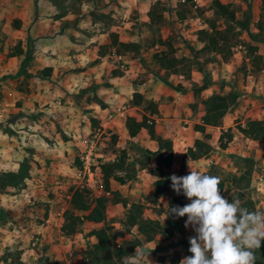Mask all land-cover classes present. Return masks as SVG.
<instances>
[{
  "label": "rangeland",
  "instance_id": "obj_1",
  "mask_svg": "<svg viewBox=\"0 0 264 264\" xmlns=\"http://www.w3.org/2000/svg\"><path fill=\"white\" fill-rule=\"evenodd\" d=\"M149 1L150 6H153V15L156 16L157 21L151 24H149L148 19L144 22L135 21V24H132L130 28L138 39L140 53L143 51V63L146 62L153 66L150 68V72L157 73L160 71L159 62L164 58L161 51L168 52L170 46L172 52H168L170 54L167 56L168 58L173 57L176 62L168 70L173 74L180 72L187 77L191 67L197 69L201 75V83L195 90L197 95L208 86L218 82V79L225 85L235 86L238 93L235 103L221 117L218 125L210 126L211 133L215 134V138L223 133V142L226 140V130L231 133V139L226 143V154L221 153L218 138L217 140L213 138L209 141L212 145L208 154L198 158V160L195 159V162L192 161L189 165L201 173L220 177L222 180L221 195L229 202L232 200L231 194L236 197L239 196V190L235 188L232 178L250 168L249 195L251 198V192L256 186V174L264 165V140H251L242 135L236 126H244L249 120L264 119V48L261 53H258L259 44H264V33L258 31L252 33L250 31L252 30L251 26L256 27L257 19L256 21L252 20L256 18V14H259L261 0L225 1L233 9L237 19L242 20L247 17V27L239 31V42L231 48L229 54L225 51L223 55L211 51H200L202 42L197 39V31L201 28L206 29L210 21L219 27L226 25V22L214 13L213 0H205L206 3L202 6L196 5L198 4L197 0ZM50 2L55 6L58 13L63 12L65 15V13L70 12L71 18L73 17L72 13H76L73 12L76 8L72 6V0H50ZM86 2L88 1L83 3ZM96 2L101 4L106 3L107 0H96ZM189 4H191V9H185L186 17L184 19L187 21L184 23V19L178 20L176 18L177 10L180 6L185 7ZM69 6H72L74 10L70 11ZM83 7H81L82 15L80 17L75 15L82 21L88 19L85 18L87 16ZM104 14L107 15L104 16ZM159 15L160 17H157ZM107 17L108 13L97 11L93 15L89 14V18L100 19L106 25V29L107 25L112 23L111 19ZM202 25L204 27H201ZM124 30H127V27ZM102 51H106L105 48ZM124 54L133 55L132 52H124ZM260 57L261 60L258 59ZM97 60L99 58L94 59L95 62ZM116 62H120V60L116 59L113 64L116 65ZM127 65L128 63H126ZM211 67L216 74L212 72ZM121 69H110L109 73L113 71L115 75H119L122 74ZM147 69L149 70L148 67ZM220 73H223V76ZM219 74L221 77H218ZM103 84L106 85L107 81H103ZM175 84L176 88L182 87L179 82H175ZM124 96L126 97V93ZM205 98L201 97L199 102H190L178 106L179 120L169 128L180 140L185 142L190 140L194 126L201 123V116L205 112L202 100ZM134 100L137 101L138 97L132 96L130 102L133 103ZM154 110V104L146 101L138 109L131 111L132 117L130 118L133 119L137 115L141 119L150 120L147 114ZM128 119L127 117L124 122L114 120V125L121 129L126 125L127 129ZM145 120L146 128L151 126L153 129V123H148ZM71 123L69 121L62 123L61 129L59 128L60 131L56 135L35 133V140L27 137H7L0 134V174L7 171H18L17 174L25 175L22 181L17 183H13L16 182L14 180H6L4 175L0 177V182L5 183L0 186V264H25V261L19 260V252L15 248H20V251H28L27 254L29 253L31 256L28 259V264H100L103 257L95 251V242L92 241V236L88 234L91 229L100 226L112 227L116 232L115 243L119 244L122 240L133 239L137 235L135 227L124 225L131 203L140 205L144 217L162 222L168 212V206L180 205L177 202L178 199H183L180 206L190 202L183 194L177 195L170 187L172 174L177 176L189 174L188 163L181 165L179 163L175 171H165L164 174H160L159 171L161 170L156 167V162L168 164V152L156 151L150 154L144 148H133V150H126L125 152L119 145H116L117 135L111 132V135L105 136L103 134L96 140L93 151L95 154L93 155V166L101 174L102 183L107 191V195H104L106 198L104 218L98 223L78 218L82 212L72 210L70 205L72 192L75 189L83 190V196L87 202H90L94 195L90 191L80 188L74 175L73 168L78 166L77 149L81 148L80 143L91 136L94 130L98 128L101 130L111 129L106 127L107 124L101 125L99 122L90 121L89 128H84V124L74 125ZM78 127L79 130H74ZM218 131H220L219 134ZM164 149H167L166 146ZM100 153L102 157L99 156ZM188 153L186 150L185 154L188 155ZM185 154L182 155V159ZM208 155L213 156L211 162L205 160ZM111 158L114 159L111 160ZM106 163H121L122 169L104 175L100 166ZM143 168L151 171L153 177H145L141 172ZM33 172H35V176L44 178L43 185L34 186V182L27 180L34 174ZM139 175L141 176L139 177ZM158 177L160 180H164L166 187L154 192V184L156 180H159ZM262 179H264V175ZM262 179L261 183H263ZM256 194L251 200L255 209L257 205L258 209L262 210L264 206L260 202V196L263 193L258 191ZM45 218H49L47 223L43 222ZM63 225L67 226L65 229L74 226L73 233L68 234L73 237L71 241H68L70 245L64 243L60 236L59 231ZM58 226L59 230L57 229ZM189 228L192 230L191 227ZM192 232L194 231L192 230ZM34 236H38L41 243L31 246L30 242ZM139 237L144 242V237L141 235ZM154 237L161 247L165 245L168 247L175 245L176 247L180 243L174 240L164 241L160 235ZM189 247L188 245L181 246V254L178 253L179 251L173 250L170 253L172 254L171 260L179 262L185 254L190 256ZM144 258L143 261L148 260L149 255L148 258L147 256ZM163 258L165 256L161 255L156 258V261L164 264Z\"/></svg>",
  "mask_w": 264,
  "mask_h": 264
},
{
  "label": "crops",
  "instance_id": "obj_2",
  "mask_svg": "<svg viewBox=\"0 0 264 264\" xmlns=\"http://www.w3.org/2000/svg\"><path fill=\"white\" fill-rule=\"evenodd\" d=\"M197 1L196 5L199 6L206 3L205 0ZM219 1L227 4L226 0ZM149 6V0H110L109 2L107 0L106 3L101 4L95 0V2L81 3V12L72 13L71 18L70 12L65 15L63 12L58 13L50 0H0V134L35 140V133L38 132L48 135L58 134L61 124L66 121L74 125L84 124V128H89L90 121L99 122L101 125L107 124L106 127L111 129L110 132L117 135L116 145L125 152L133 148H144L150 152L158 150L164 153L168 152L164 147L169 146L171 158L168 165L156 162V167L161 170H158L160 174H164L165 171H175L179 163L180 165L183 163L189 165L192 161L194 163L195 160H191L185 153L187 148L192 146L194 139L203 138V133L192 130L191 139L186 142L173 134L169 126H174L179 120L178 106L199 102L201 97L217 93L232 92L237 96L238 93L235 86L225 85L218 79V82L197 95L195 90L201 83V75L197 69L191 67L188 75L186 74L187 77L180 72L173 74L163 68L157 73H151L150 68L153 66L143 63V51L135 57L116 53L114 47L108 45L110 41L108 34L115 33L117 40L121 42L137 41L130 26L135 24V21H147L146 12ZM81 7L85 9L87 16L85 18H88L84 21L75 17L82 15ZM95 11L108 13L107 18L111 19L112 23L107 25V29L100 19L89 18V14L93 15ZM255 17L252 21H256L258 15L256 14ZM125 27L127 30H124ZM251 27L250 31L257 33L258 29ZM103 48L106 51H102ZM263 48L264 44L260 43L258 53H261ZM95 58L99 60L95 62ZM116 59L120 62L114 65ZM45 68H49L48 73L42 71ZM115 68H120L122 74L115 75L113 71L109 73L110 69ZM210 69L216 74L212 67ZM220 74L223 76V73ZM220 74L218 77H221ZM103 81H107V84H103ZM175 82L181 83L182 87L176 88ZM133 93L139 95L138 104L130 102ZM146 101L154 104L155 109L147 114L153 123L151 134L146 127H141L134 135H130L128 127L126 129L123 123L122 129L114 125V120L124 122L127 117H132L131 111L138 109ZM133 120L140 121L141 118L135 115ZM74 130H79V127ZM204 132L210 134L208 139L210 143L209 141L215 138V134L211 133L209 125L204 127ZM217 138L218 135L215 139ZM158 139L164 143L159 149ZM220 151L226 154L227 147ZM183 154L185 155L182 159ZM212 157L208 155L205 160L211 162ZM141 172L145 177H153V173L147 169L143 168ZM33 173L27 180L34 182V186L37 184L41 186L44 178ZM257 174L256 186L251 192L252 199L258 191L264 195V179H262L264 165ZM262 195L260 202L264 206ZM256 209H258L257 205ZM186 219L183 218L179 231L171 236L164 237L155 233L150 240L142 242L139 234L136 235L140 240L136 248H145L146 252L151 250L149 259L143 261V264H160L156 258L161 255L165 256L164 264H179L171 260L170 253L175 250L181 254V246H190L187 240L194 232L190 228H185ZM155 235H160L164 241L174 240L181 244L176 247L175 245L161 247L155 240ZM72 238L67 235L66 243L70 245L68 241ZM91 239L95 242L94 237ZM19 249L15 248L19 252V260L28 264L31 256L27 254L28 251Z\"/></svg>",
  "mask_w": 264,
  "mask_h": 264
},
{
  "label": "trees",
  "instance_id": "obj_3",
  "mask_svg": "<svg viewBox=\"0 0 264 264\" xmlns=\"http://www.w3.org/2000/svg\"><path fill=\"white\" fill-rule=\"evenodd\" d=\"M72 1V6L76 9L75 11H73L74 8H72V6H69V10L76 13L80 11L81 3L85 1L95 2V0ZM190 6L191 4L185 7L180 6V8L177 10L178 12L176 14V18L178 20L184 19L186 17L184 14L185 9L190 10ZM212 7L214 9V13L218 14V16L226 22V25L223 27H219L215 25L214 22L210 21L207 26L208 29H199L197 31V39L202 42V48L200 51H211L221 55H223L226 51V53L229 54L231 48L239 42V31L244 30L247 27V17L242 20L237 19L233 9L230 8V5L222 3L219 0H213ZM152 8L153 6H150L146 12L149 24L157 21V19H155L156 16L153 15L154 12ZM157 17H160V15ZM256 28L259 32L264 33V0H261L259 14L256 21ZM109 37L110 41L108 45L114 47V51L116 53L123 54L124 52H132L133 57L140 53V44L138 43V41H118L115 33H109ZM158 42L160 43L161 41ZM168 52H172L170 46L168 48ZM168 52L161 51V55L164 58L159 62L160 68L169 69L176 62L173 57L168 58L167 55L170 54ZM258 59L261 60V57ZM42 71H46V73H48L49 68H45ZM132 96L138 97L137 101H133L134 104H138L139 95L137 93H133ZM235 101L236 94L232 92L213 94L207 96L202 100L205 112L201 116V123L196 124L194 126V130L203 133V138L194 139L192 146L188 147L187 150L189 152L188 156L190 157V159L195 160L208 154V152L211 150V144L207 142V140L210 138V134L204 132L205 125L217 126L220 122L221 117L235 103ZM144 120L145 119L142 118L140 121H134L133 119L129 118L127 125L128 133L130 135H134L141 127H146ZM236 128L242 135L251 140H264V119L249 120L244 126L237 125ZM148 131L150 134L152 133L153 129L151 126H148ZM225 134L226 140L224 142L222 141L223 133H221L218 137V146L221 149L226 147L227 141L231 139V133L229 132V130H226ZM162 144H164L162 140L158 139V149ZM167 150V159L169 163L171 158V149L169 146ZM147 152L153 154L156 151ZM100 169L102 174L105 175L108 172L110 173L122 169V166L121 163H106L102 164V166H100ZM17 172H2V174H0V177L4 175L6 180H14L16 182L13 183H17L22 181V179L25 177V175H19V173L17 174ZM250 173V168L245 169L239 176L233 177L232 182H234L235 188L239 190L238 198L241 200L242 206L248 208L250 211H254L256 209L254 208L253 202L249 195ZM0 183V186H3L5 184L3 182ZM165 187L166 186L164 184V180H160L159 178V180H156L154 184V192H158ZM219 187L221 191L222 180ZM243 196L245 198H242ZM105 201L106 198L104 196H98L96 198H93L90 202H87L84 199L83 190L75 189L72 192L70 205L72 210L75 209L82 212V214L78 218H83L86 221L98 223L104 218ZM177 202L181 205L183 203V199H178ZM167 215L168 212L166 213L165 218ZM183 218L184 217L174 218L172 216H168L162 222H159L158 220H151L143 216L140 205L138 203H131L124 220V225L126 227H135L137 234L142 235L144 237V240H150L155 233H159L162 236L167 237L171 236L174 232H178L180 227L182 226ZM66 227V225L61 226L62 232L66 235L72 234L74 231V226H69L68 229H65ZM88 234L95 239V251L103 257V260L100 261V264H122V257L131 255L134 249L140 244V240L137 237H134L133 239H124L119 244L115 243L114 239L116 236V232L112 227L109 226L93 228L88 232ZM255 256L256 264H264V241H262L261 248L255 251Z\"/></svg>",
  "mask_w": 264,
  "mask_h": 264
},
{
  "label": "clouds",
  "instance_id": "obj_4",
  "mask_svg": "<svg viewBox=\"0 0 264 264\" xmlns=\"http://www.w3.org/2000/svg\"><path fill=\"white\" fill-rule=\"evenodd\" d=\"M189 168L187 175L170 176L173 191L190 202L168 206L166 218L186 216L185 228L195 233L188 237L192 255L179 264H256L255 251L264 241V210L250 211L233 194L229 202L221 195L220 177ZM150 251L136 248L122 257V264H143Z\"/></svg>",
  "mask_w": 264,
  "mask_h": 264
},
{
  "label": "built area",
  "instance_id": "obj_5",
  "mask_svg": "<svg viewBox=\"0 0 264 264\" xmlns=\"http://www.w3.org/2000/svg\"><path fill=\"white\" fill-rule=\"evenodd\" d=\"M146 122L152 123L151 119ZM103 134L105 136H109L111 135V132L110 130H101L98 128L94 130L91 136H88L80 143L81 148L77 149L78 166L73 168L79 187L90 191L94 195V198L107 195V191L102 183L101 174L98 169L93 166V155H95L93 151L95 150V142ZM99 156L102 157V154L100 153ZM113 159L114 158H111V160ZM48 221L49 218H45L43 220L45 223ZM57 229L59 230V226ZM59 232L63 242L65 243L67 235L63 233L62 230ZM40 243L41 240L38 236H34L30 242L31 246H36Z\"/></svg>",
  "mask_w": 264,
  "mask_h": 264
}]
</instances>
